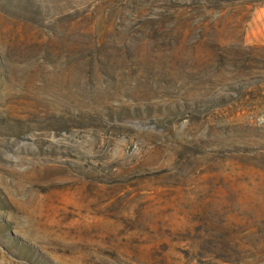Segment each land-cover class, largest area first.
<instances>
[{"label": "rangeland", "instance_id": "374dc122", "mask_svg": "<svg viewBox=\"0 0 264 264\" xmlns=\"http://www.w3.org/2000/svg\"><path fill=\"white\" fill-rule=\"evenodd\" d=\"M0 264H264V0H0Z\"/></svg>", "mask_w": 264, "mask_h": 264}]
</instances>
